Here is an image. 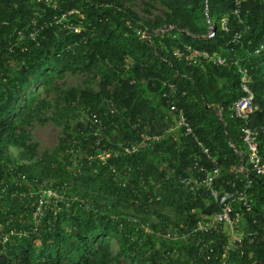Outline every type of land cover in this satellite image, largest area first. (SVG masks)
<instances>
[{"label":"trees","instance_id":"16d2710c","mask_svg":"<svg viewBox=\"0 0 264 264\" xmlns=\"http://www.w3.org/2000/svg\"><path fill=\"white\" fill-rule=\"evenodd\" d=\"M178 6L191 33L138 26L136 14L118 0H0V264H111L112 241L133 261L150 246L147 264H264V176L250 164L242 139L246 123L233 112L244 96L243 67L259 107L250 125L259 131L264 165V0H178ZM194 51L227 64L190 62L186 57ZM85 60L107 71L101 92L80 96L96 124L67 121L55 157L85 154L76 180L86 190L66 195L84 199L98 190L113 199L103 206L99 198L85 201L88 210L79 203L61 205V212L50 207L37 224L40 192L8 146L25 138L38 86ZM181 112L195 136L180 128L171 133ZM104 152L110 154L105 161L99 158ZM217 170L215 190H246L253 200V211H244L237 228L244 240L235 252L226 253L227 236L192 231L221 210L204 186ZM181 199L189 217L174 234L160 216L162 240L117 209L134 201L137 212L151 215ZM15 230L29 234L4 242Z\"/></svg>","mask_w":264,"mask_h":264},{"label":"rangeland","instance_id":"374dc122","mask_svg":"<svg viewBox=\"0 0 264 264\" xmlns=\"http://www.w3.org/2000/svg\"><path fill=\"white\" fill-rule=\"evenodd\" d=\"M118 1L123 4L124 8L130 9L136 14L138 26L148 27L149 25L158 33L173 29L191 33L186 27L185 19L181 16L178 0ZM209 23L213 26V20H209ZM144 36L148 37V34L145 33ZM17 68V64L11 62V69L16 70ZM60 75L61 77L56 78L53 83L48 85L44 82L38 86L37 105L34 107V112L24 122L25 138H17L13 145L8 146L9 155L29 168L31 175L26 172L24 178L30 177L31 182L29 179L26 181L34 183L37 192H40L43 207L34 216L37 224H40V219L45 217V212L50 207H53L55 212H61V205L79 203L82 209L88 210L85 201L92 204L93 200L99 198L98 203L103 206L106 200L113 199L112 196L98 193V190L90 192L89 197H82L84 199H73L66 195L65 193H71V191L82 195L86 190V187L81 186L76 180L81 166L80 160L85 154L80 155L71 151L55 157L61 140L64 138L67 121L73 126H77L79 123L96 124V120L81 105L80 96L84 92H101L103 80L107 75L106 68L99 62L85 60L71 64ZM117 87L118 82L113 81L111 89L115 90ZM171 133L178 135L179 128H174ZM139 148L141 147L135 146V149ZM109 157L110 154L106 152L99 156L103 161ZM69 162H73L74 165L69 166ZM59 191L63 193L60 194ZM117 209L121 216L127 217L131 223L142 224L146 235L159 240L164 238L160 216L168 218V233L174 234H177L176 231H178L176 226L184 225L189 217V211L183 199L178 200L173 206L158 207L151 215L137 212L134 201L126 202L125 205L118 206ZM122 231L124 232V229ZM24 234L29 233L25 230H15L11 235L4 236V242L11 240L13 236L21 238ZM112 242L111 264H147L143 256L149 252L150 246L140 249L135 254L136 257L133 261L132 258L122 255V250L117 242ZM144 242L147 243L146 239Z\"/></svg>","mask_w":264,"mask_h":264},{"label":"built area","instance_id":"2783aa9c","mask_svg":"<svg viewBox=\"0 0 264 264\" xmlns=\"http://www.w3.org/2000/svg\"><path fill=\"white\" fill-rule=\"evenodd\" d=\"M202 58L220 65L227 64L226 60L222 57L216 54L210 55L206 52L194 51L186 57L190 62H197ZM238 73L241 76L240 86L244 96L234 104L233 112L236 118L246 123L242 128V139L247 147L250 164L254 172L264 176V165L260 155L258 141L259 131L257 128L250 125L251 117L259 107L256 104V96L251 88L252 80L248 70L239 67ZM178 128L183 130L186 136H195L194 129L183 112L180 113ZM199 145L202 146L201 143H199ZM241 171L246 173L244 166L241 167ZM217 176H219V170L207 177L204 186L210 190L211 199L221 207V210L207 220L199 221L192 231L203 233L218 232L223 236H227L229 238V243L225 246V251L226 253L230 251L235 252L241 247L244 240V236L238 232L237 228L242 225L244 211L247 213L253 211V200L246 190H236L234 192L215 190L213 188V180ZM186 182L192 185L193 180L187 179ZM250 187L251 185L249 183L248 188ZM192 190H195V187H193Z\"/></svg>","mask_w":264,"mask_h":264}]
</instances>
